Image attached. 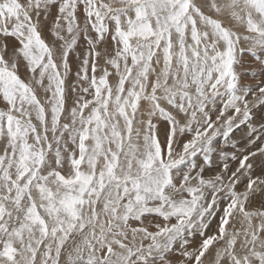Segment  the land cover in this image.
Listing matches in <instances>:
<instances>
[{"label": "snow or ice", "instance_id": "1", "mask_svg": "<svg viewBox=\"0 0 264 264\" xmlns=\"http://www.w3.org/2000/svg\"><path fill=\"white\" fill-rule=\"evenodd\" d=\"M0 264H264V0H0Z\"/></svg>", "mask_w": 264, "mask_h": 264}, {"label": "rangeland", "instance_id": "2", "mask_svg": "<svg viewBox=\"0 0 264 264\" xmlns=\"http://www.w3.org/2000/svg\"><path fill=\"white\" fill-rule=\"evenodd\" d=\"M246 60H247V58H246ZM249 62H250V61H249ZM245 75H247V74H245ZM236 135H237V136H239V135H240V133L238 132V133H236Z\"/></svg>", "mask_w": 264, "mask_h": 264}]
</instances>
